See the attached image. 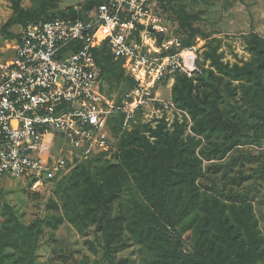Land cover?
Here are the masks:
<instances>
[{
  "label": "trees",
  "instance_id": "16d2710c",
  "mask_svg": "<svg viewBox=\"0 0 264 264\" xmlns=\"http://www.w3.org/2000/svg\"><path fill=\"white\" fill-rule=\"evenodd\" d=\"M20 2L12 1V15L1 31L85 16L95 5L92 0H84L78 12L68 8L66 12L48 13L56 8L51 0L40 6L34 2L29 8ZM197 19L196 14L183 11L177 15L179 27L188 33L181 41L183 49L189 48L199 34L205 40L209 38L192 26ZM18 36L10 34L7 38L12 41ZM210 41L215 40H208L202 53L207 68L201 66L195 79L175 75L170 89L175 106L191 117V134L186 133L184 123L175 122L172 130L167 129L164 119L154 128L139 123L129 132L122 131V116L112 118L109 128L116 151L109 158L106 153L77 157L66 175L52 181L63 215H54L59 207L52 199L48 201L52 214L28 225L8 213L0 233V264H34L38 232L43 228L57 230L64 221L75 227L86 226L95 215L106 264H118L113 252L126 247L128 241L144 250L140 264H264V231L260 232L246 203L248 191L228 193L231 200L246 197L240 205L226 204L200 191L197 185L203 175V161L224 158L242 135L240 126L249 125L254 137L264 140V38L250 33L246 49L251 59L242 64L224 62L219 44ZM93 61L99 84L105 81L114 88L119 94L116 101L134 86L125 76L123 62L114 61L104 44L93 50ZM238 103L247 108L241 110ZM234 116L240 121L237 128L231 120ZM203 140L209 147L200 148ZM263 167L264 162L254 179L264 173ZM119 194L125 205L132 206L112 218L109 206ZM178 225L182 226L179 237L186 233L189 243L184 246L179 240V248H172L166 233ZM6 248L18 249L19 259L7 256Z\"/></svg>",
  "mask_w": 264,
  "mask_h": 264
},
{
  "label": "built area",
  "instance_id": "2783aa9c",
  "mask_svg": "<svg viewBox=\"0 0 264 264\" xmlns=\"http://www.w3.org/2000/svg\"><path fill=\"white\" fill-rule=\"evenodd\" d=\"M92 1L85 16L28 24L2 49L0 177L26 180L34 192L65 175L77 157L111 156L109 121L117 115L122 131L164 119L167 129L184 123L191 134V117L170 89L175 75H195L196 57H185L170 36L160 0ZM101 44L134 82L119 101L99 88L93 50Z\"/></svg>",
  "mask_w": 264,
  "mask_h": 264
},
{
  "label": "rangeland",
  "instance_id": "374dc122",
  "mask_svg": "<svg viewBox=\"0 0 264 264\" xmlns=\"http://www.w3.org/2000/svg\"><path fill=\"white\" fill-rule=\"evenodd\" d=\"M12 1L0 0V60L6 57V54H2V49L10 42L7 35H15L21 28L12 26L6 31H1L12 15ZM43 1L50 0H21L20 4L24 8H29L34 2L40 6ZM51 1L56 8H52L48 13L66 12L68 8L78 12L84 3V0ZM159 6L163 18L168 21L170 36L177 38L180 42L188 37V33L179 27L177 21V15L181 11L186 15L196 14L198 19L192 22V26L209 36L205 40L200 34L197 35L189 47L193 48L192 51L196 57L197 69L193 79L200 72L201 66L207 68V62L202 61V53L209 43L208 40H215L210 41L213 45L219 44L218 52L222 53L224 62L242 64L251 59L246 49V40L250 33H256L264 38V0H162ZM96 74L98 76V70ZM99 88L105 97L110 96L117 100L119 94L114 88L111 89L107 82L101 81ZM160 90L163 97L168 94L167 88L162 87ZM238 105L241 110L247 108L244 103H238ZM223 107L222 105L221 109ZM231 120L235 128L239 127L238 117L234 116V120ZM240 127L242 135L234 142V146L224 158L203 161V175L197 180V185L200 191L226 204L234 202L240 205L246 197L244 195L242 200H231L228 198V193L241 195L248 191L246 203L251 206L253 218L257 220L258 228L263 233L264 173L257 179L253 176L260 164L264 162V140L255 138L249 125ZM63 147L66 145L63 144ZM204 147H209L205 140L200 148ZM54 189L55 185L51 183L43 190L34 192L23 179L1 177L0 233H3L2 226L10 212L25 225L37 218L52 214L51 209L48 208V201L51 199L56 201L59 207L54 215H63L60 199ZM131 206L132 203L125 205L123 195L119 194L109 206L108 215L112 218L117 217L120 213L128 211ZM97 221L98 216L95 215L86 221V226L75 227L64 221L57 230L43 228L36 238L34 264H106L103 250L99 245L101 243L98 239L100 227ZM181 229L182 226L178 225L174 230L167 231L166 240L170 247L179 248V240H182L184 246L188 245L187 234H181V238L178 235ZM143 251L128 241L126 247L113 252L114 260L118 264H140ZM4 253L19 259L18 249L6 248Z\"/></svg>",
  "mask_w": 264,
  "mask_h": 264
},
{
  "label": "bare ground",
  "instance_id": "6f19581e",
  "mask_svg": "<svg viewBox=\"0 0 264 264\" xmlns=\"http://www.w3.org/2000/svg\"><path fill=\"white\" fill-rule=\"evenodd\" d=\"M183 55H184L185 57H191V56L193 55V52H192L191 50H189V49H185V50L183 51Z\"/></svg>",
  "mask_w": 264,
  "mask_h": 264
},
{
  "label": "clouds",
  "instance_id": "9594fccd",
  "mask_svg": "<svg viewBox=\"0 0 264 264\" xmlns=\"http://www.w3.org/2000/svg\"><path fill=\"white\" fill-rule=\"evenodd\" d=\"M186 49V48H185Z\"/></svg>",
  "mask_w": 264,
  "mask_h": 264
}]
</instances>
